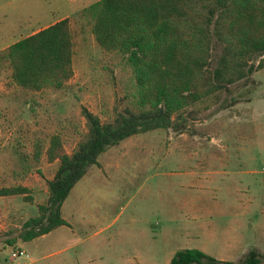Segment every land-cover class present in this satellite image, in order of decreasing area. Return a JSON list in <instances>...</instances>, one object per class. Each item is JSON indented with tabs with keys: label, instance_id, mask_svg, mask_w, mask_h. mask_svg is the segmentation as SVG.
<instances>
[{
	"label": "rangeland",
	"instance_id": "374dc122",
	"mask_svg": "<svg viewBox=\"0 0 264 264\" xmlns=\"http://www.w3.org/2000/svg\"><path fill=\"white\" fill-rule=\"evenodd\" d=\"M95 1L0 0V53L64 14L74 43L73 75L59 89L22 90L0 56V264H166L182 248L218 256L232 233L264 252V67L237 85L228 106L218 108L222 92L210 95L175 115L174 126L109 147L99 156L104 168L70 193L69 225L22 240L55 172L46 141L59 135L71 152L86 129L82 107L107 122L126 106L128 66L100 49L79 14ZM16 186L27 196L1 195ZM19 242L25 254L11 260Z\"/></svg>",
	"mask_w": 264,
	"mask_h": 264
},
{
	"label": "trees",
	"instance_id": "16d2710c",
	"mask_svg": "<svg viewBox=\"0 0 264 264\" xmlns=\"http://www.w3.org/2000/svg\"><path fill=\"white\" fill-rule=\"evenodd\" d=\"M100 49L119 57L130 71L126 106L102 122L86 107L85 131L67 152L51 135L48 162L58 160L46 179L47 198L23 224L28 241L66 224L61 206L99 156L126 138L174 126L187 107L237 85L264 67V0H97L79 11ZM74 43L68 18L22 37L4 49L11 77L22 90L59 89L73 75ZM178 119V118H177ZM36 161L40 156L33 155ZM1 195H24L22 186ZM264 252L249 248L238 261L221 260L196 248L177 250L166 264H260Z\"/></svg>",
	"mask_w": 264,
	"mask_h": 264
},
{
	"label": "crops",
	"instance_id": "0c3cea01",
	"mask_svg": "<svg viewBox=\"0 0 264 264\" xmlns=\"http://www.w3.org/2000/svg\"><path fill=\"white\" fill-rule=\"evenodd\" d=\"M67 15L68 14H64V16H62L61 18H57L54 22H56V21H58V20H60V19H62V18H64L65 16L67 17ZM53 22V23H54ZM5 89H4V87L0 84V105L1 104H3V95H4V92H6V91H4ZM2 126H3V121H2V119H0V138H1V136H2ZM48 142L46 141V144H47ZM67 151V150H66ZM67 152H69V151H67ZM98 162H99V164L98 165H92V166H90L89 167V169L87 170V172H86V174L73 186V188L70 190V192H69V194H68V196H67V198L64 200V202H63V204H62V206H61V216H62V218L66 221V224H63V225H61V226H64V225H69V223H68V221H67V218L65 217V215H64V208H65V206H66V202H67V200H68V198L70 197V193L74 190V188L76 187V186H78L77 184L79 183V182H81L82 180H88L89 178H91L90 177V173L92 172V170H102L103 168H104V166H103V164H101L100 162V159L98 158ZM46 165L47 166H52L53 167V169L54 170H56V168H57V166H58V160H55V161H53V162H48V163H46ZM2 169H0V173L2 174ZM93 173V172H92ZM48 179H50V178H48ZM90 180V179H89ZM43 193L45 194H47V191H46V189H44L43 190ZM13 196H17V195H13ZM20 196H23L24 197V195H20ZM0 197H2V196H0ZM47 198V197H46ZM46 198H45V200H46ZM25 201V200H24ZM3 203H5V202H3ZM2 203V204H3ZM1 207V206H0ZM1 218H3V219H1ZM263 224H264V222H263ZM4 225H6V220H5V214L3 213V211H2V209L0 208V230L1 229H4ZM57 228V227H56ZM55 229V228H54ZM53 229V230H54ZM52 232V230L51 231H49L48 233H46V234H43V235H41V236H38V237H36V238H40V237H45V236H47V235H49L50 233ZM231 236H232V238H230V240L229 241H227V246L225 247V249L223 250V252H221V254L220 255H213V254H211V253H209L208 251H205L204 249H202V251H204L205 253H207V254H209V255H211V256H214V257H216V258H218V259H221V260H228V261H234L233 259H232V257L234 256V255H239V256H242L246 251H247V249H248V246H246L245 244H244V241H243V235H240V233H238V234H234V233H232L231 234ZM35 238H33V239H31V240H34ZM256 240H257V238H256ZM255 240V241H256ZM28 241H30V240H28ZM22 242V241H21ZM21 242H19L18 244H19V246L21 245ZM254 248H256L258 251H260V252H263L260 248H258L257 247V244H255L254 246H253ZM20 248H21V246H20ZM22 249V248H21ZM23 250V249H22ZM36 262V260H31V261H29L28 263L26 262V263H23V264H33V263H35Z\"/></svg>",
	"mask_w": 264,
	"mask_h": 264
},
{
	"label": "built area",
	"instance_id": "2783aa9c",
	"mask_svg": "<svg viewBox=\"0 0 264 264\" xmlns=\"http://www.w3.org/2000/svg\"><path fill=\"white\" fill-rule=\"evenodd\" d=\"M25 254V251L22 250V249H16V250H13L11 253H10V259L11 260H14L16 259L17 257L21 256V255H24Z\"/></svg>",
	"mask_w": 264,
	"mask_h": 264
}]
</instances>
